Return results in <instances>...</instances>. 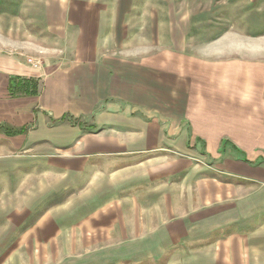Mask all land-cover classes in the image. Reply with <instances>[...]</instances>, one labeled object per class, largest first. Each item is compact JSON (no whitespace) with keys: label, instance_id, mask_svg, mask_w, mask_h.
Instances as JSON below:
<instances>
[{"label":"crops","instance_id":"1","mask_svg":"<svg viewBox=\"0 0 264 264\" xmlns=\"http://www.w3.org/2000/svg\"><path fill=\"white\" fill-rule=\"evenodd\" d=\"M40 5L44 16L56 12L48 25L63 47L33 58L37 67L0 48V166H39L41 179L56 167L55 182L74 192L57 212L73 220L50 221L47 211L33 223L40 195L30 187L23 206H8L19 219L0 225L11 230L0 264L18 253L30 264L32 240L94 247L60 264H264L257 140L207 126L155 58L129 60L116 39L128 0ZM31 79L36 93L12 92L31 90Z\"/></svg>","mask_w":264,"mask_h":264},{"label":"rangeland","instance_id":"2","mask_svg":"<svg viewBox=\"0 0 264 264\" xmlns=\"http://www.w3.org/2000/svg\"><path fill=\"white\" fill-rule=\"evenodd\" d=\"M41 1L0 0L2 54L15 53L26 61L41 60L63 47L48 25L56 19V12L44 16ZM128 2L123 17L128 23H123L116 39L120 46L128 47L129 60L155 58L156 67L176 74L177 89L187 92L189 108L204 115L207 126H219L226 136L255 138L256 151L264 152L259 147V139L264 138V0ZM212 121L217 122L212 124ZM35 169L41 171L42 167L0 166V219L10 220L0 225H14L20 214H14L8 206H23L22 197L30 187L34 190L37 187L36 193L40 195L38 206L33 203L30 215L33 223L47 211L50 221L61 217L60 224L72 222V213L57 210L63 202L72 201L73 188L68 187V181L55 182L56 167H51L52 171L43 179ZM14 190L19 191L18 195ZM10 232V229L0 231V253L9 247L2 233L8 237ZM51 245L32 240L28 246L33 258L30 264H60L94 248L73 251L67 245ZM19 254L11 258L5 255L1 264H28Z\"/></svg>","mask_w":264,"mask_h":264},{"label":"trees","instance_id":"3","mask_svg":"<svg viewBox=\"0 0 264 264\" xmlns=\"http://www.w3.org/2000/svg\"><path fill=\"white\" fill-rule=\"evenodd\" d=\"M27 82H28V86H29V88L31 90H28V88H26L24 86H17L18 84H16L15 86H14V84H12V86H10V88H11L13 93H15V91L16 92H20L21 91V92H26V93H36V88H37V85H38L37 80L31 79V80H29Z\"/></svg>","mask_w":264,"mask_h":264},{"label":"built area","instance_id":"4","mask_svg":"<svg viewBox=\"0 0 264 264\" xmlns=\"http://www.w3.org/2000/svg\"><path fill=\"white\" fill-rule=\"evenodd\" d=\"M27 62H28L30 65L34 66V67H37V66L40 65V61L35 60V59H33V58H29V59H27Z\"/></svg>","mask_w":264,"mask_h":264}]
</instances>
